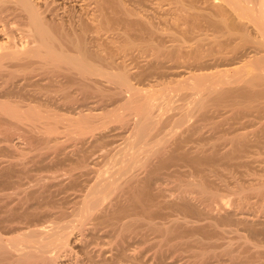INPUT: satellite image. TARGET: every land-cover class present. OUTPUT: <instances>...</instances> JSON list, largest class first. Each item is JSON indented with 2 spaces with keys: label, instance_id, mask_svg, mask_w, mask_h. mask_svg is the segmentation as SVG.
<instances>
[{
  "label": "bare ground",
  "instance_id": "1",
  "mask_svg": "<svg viewBox=\"0 0 264 264\" xmlns=\"http://www.w3.org/2000/svg\"><path fill=\"white\" fill-rule=\"evenodd\" d=\"M147 1L0 0V124L10 138L12 130L32 135L31 169L47 172L26 188L25 162L11 163L0 189L25 192L30 205L78 189L73 210L70 202L58 211L46 206L41 216L54 220L44 222L37 220L43 211L25 205L28 222L13 228L19 194L17 208H6L18 216L6 224L12 236L2 234L8 215L0 212V264H140V245L151 235L162 238L155 243L162 257L183 226L158 224L154 202L178 167L190 181L168 204L201 223V239L182 245L201 264H264V0H210L217 11L211 5L201 19L212 34L193 30L190 46L181 41L189 37L160 32L142 10ZM167 1L179 23L201 21L199 0L189 9V0ZM59 93L73 116L59 117ZM59 119L72 145H51Z\"/></svg>",
  "mask_w": 264,
  "mask_h": 264
},
{
  "label": "rangeland",
  "instance_id": "2",
  "mask_svg": "<svg viewBox=\"0 0 264 264\" xmlns=\"http://www.w3.org/2000/svg\"><path fill=\"white\" fill-rule=\"evenodd\" d=\"M183 1V0H182ZM190 2L189 3H187L186 2V0H184L183 2H186V5H187V8L189 7V5H190V3L192 2L191 0H189ZM202 1V2H201ZM207 1L208 0H206V1H203V0H199V2H198V4H197V1L196 2H194L195 4V6L196 5H199V6H196L197 8L195 9L196 11H199V13L198 12H196L197 14H199V17H197V18H199V19H201V17L203 16H201V14H204V18H207V16L209 17V14L210 13H212L211 11L213 10V9H215V10H213V11H217L216 9L217 8H215V6H214V4H212L213 2L214 3H216V1H218V0H214V1H212V3H211V1L210 2H208L207 3ZM149 2H150V4H149ZM155 2H157V3H155ZM160 2V3H159ZM201 2V3H200ZM221 3H224V2H222V1H220ZM218 3V2H217ZM146 4V5H145ZM185 4V3H184ZM200 4H202V6L200 5ZM151 5V6H150ZM167 5V6H166ZM170 5H172V6H169ZM205 5H206V7H205ZM209 5V6H208ZM211 5H213L212 7H213V9H212V7H211ZM216 5V4H215ZM223 5V4H222ZM155 6V8H153ZM163 6V7H162ZM156 7H157V10H156ZM199 7V8H198ZM206 9H204V8ZM209 7V8H208ZM146 10H145V9ZM150 8V9H149ZM153 8V9H152ZM172 10H171V9ZM175 8V9H174ZM200 8H202V9H200ZM144 9V10H143ZM189 9V8H188ZM209 9V10H208ZM212 9V10H211ZM142 10L144 11V13H146V12H148V14L147 15H149L150 17H152V19H153V21L155 22V24L157 23V28H159L160 29V32L162 31L163 32V34H165V35H171V34H173L175 37H176V35L175 34H178V36L177 37H180V38H182V36H185V37H189L190 38V40L192 41H188L189 40V38H188V40H187V38H185V37H183V38H185V39H180L183 43H185L186 42V44L187 45H185V46H190V45H194L195 44V41L197 40H195V38H194V36H192L193 35V30H195V32H194V35H196L195 33H198L197 35H205L206 36V34L208 35L209 34V36H210V34H212V29L208 26L209 24H208V22H207V19L206 20H203V19H201V21L200 20H198L196 17H195V19H197L198 21H196L195 20V22H199L200 23V25H199V23L197 24H195V22L193 23L194 25H196L195 26V28L194 27H192L193 26V24L192 23H185V24H187V25H185L182 21L179 23V21H178V16L179 15H181V14H179L178 15V10L176 9V5L173 3V2H168L167 0H149V1H147V2H145L144 3V7L142 8ZM195 10H193V11H195ZM203 11L202 13H200V11ZM211 10V11H210ZM191 12H193L192 10H190ZM153 12V13H152ZM177 12V13H176ZM191 12H189L188 13V15H190V13ZM209 12V13H208ZM213 13H215V12H213ZM152 14H153V16H157V18L156 17H153L152 16ZM159 14V15H158ZM206 14H207V16H206ZM174 15V16H173ZM186 15H187V13H186ZM185 15V18L188 16H186ZM212 15V14H211ZM170 17V18H169ZM189 17V16H188ZM163 18V19H162ZM203 18V17H202ZM156 19V20H155ZM180 19V18H179ZM184 19V18H183ZM168 20V21H167ZM194 20V19H193ZM177 21H178V23H179V25H181V26H179V25H177V26H174V25H176V24H178L177 23ZM205 21V22H204ZM164 22V23H163ZM169 24H168V23ZM173 23V24H172ZM203 23V24H202ZM206 25H205V24ZM158 24L160 25V27H158ZM183 24V25H182ZM192 24V26H190V25ZM208 24V25H207ZM172 26V27H171ZM178 26H179V28H178ZM208 26V27H207ZM191 27V28H190ZM173 28V29H172ZM176 28H178V29H176ZM158 29V30H159ZM183 29V30H182ZM191 29V30H190ZM206 29V30H205ZM182 30V31H181ZM186 30V31H185ZM203 30V31H202ZM209 30H210V32L211 33H208L209 32ZM184 31V32H183ZM193 31V32H192ZM161 32V33H162ZM192 32V33H191ZM203 32V33H202ZM180 33H182V35L180 34ZM200 33V34H199ZM192 34V35H191ZM179 35H181V36H179ZM196 35V36H197ZM201 35V36H202ZM167 36H165V39H166V37ZM191 37H192V39H191ZM168 38V37H167ZM170 38H168V40H169ZM184 40H187V41H184ZM180 41V42H181ZM164 42H166L165 43V45L167 44V46H171L172 44H173V42H171V40H170V42L168 43V41H166V40H164ZM171 44V45H170ZM175 44H178V42H176ZM76 87V86H75ZM61 95H63V94H61ZM60 95V93H59V97H60V101H59V110L57 111V112H59L58 114L60 115L59 117H61V118H63L64 117V119H65V117H71V116H73L72 115V110L70 109L71 108V106H69V102L67 101V104L65 105V100L64 99H62V97L64 96H61ZM76 95V94H75ZM75 97H77V99L78 100H83V97L80 95V94H78V95H76ZM64 98V97H63ZM64 100V101H63ZM77 100V101H78ZM76 101V102H77ZM64 104H63V103ZM75 102V104L77 105L78 104V106H81L82 104L81 103H83L84 105H87V103H85L84 102V100H83V102L81 101V103H80V101L79 102H77L76 103ZM86 102H88V101H86ZM90 102V101H89ZM62 103V104H61ZM74 104V103H73ZM73 104H71L72 105V107L74 108V106H73ZM80 104V105H79ZM179 104V103H178ZM64 105V106H63ZM76 105H75V107H76ZM68 107H70V108H68ZM69 109V111L68 110H66V109ZM72 108V109H73ZM83 110H85V109H87V107H83L82 108ZM71 110V111H70ZM71 113V115H69ZM64 115V116H63ZM68 115V116H67ZM63 116V117H62ZM63 119V120H64ZM61 120V121H60ZM62 119H59V130H58V133H52V135H51V133L49 134L50 135V137H49V139H50V141L53 139L54 140V142H52L51 141V145H55L57 142H64V144L65 145H72L73 144V139L72 138H70L71 136H70V134H67L68 132L65 130L66 129V127H67V125L66 124H64V123H67L66 121L64 122ZM43 126V125H42ZM43 127H45L46 128V126L44 125ZM41 128V129H45V128ZM61 128V129H60ZM7 131H9V134H10V130H9V128H7L6 126H3L2 124H0V167L2 168H0V173L2 172V170L3 169H5V168H3V167H8L11 163H12V165L13 164H16L17 162H19L17 165L18 166H21V164L22 165H24V162H25V173H26V175H24L23 174V176H21V174H19V173H17V174H14V175H12V176H14V181H16V180H18V178L21 176V180H22V184L27 188V186H30L32 183V185H34L35 184V182H36V178H38V177H40V176H44L47 172H40L39 171V173H38V170L37 169H35V171H33L34 170V168H37L36 167V164L33 162V160H35L36 158H35V151H33L32 150V148H30L29 147V145H32V141L34 140V138H32L31 136L32 135H29V134H26V133H24V132H22V131H19L20 132V134H19V132L18 131H11V133L12 132H14V134L17 132L18 134H16V135H14V134H12V135H10V136H12L11 138L9 137V134H8V132ZM63 131H64V133H63ZM21 132H22V134H21ZM7 133V134H6ZM2 134V135H1ZM25 134V135H24ZM19 135V136H18ZM22 137H21V136ZM53 136V137H52ZM68 136H70V137H68ZM26 137V138H25ZM29 137H30V139H29ZM52 137V138H51ZM8 138V139H7ZM12 138H14V139H12ZM70 138V139H69ZM7 139V140H6ZM16 139V140H15ZM24 139H25V141H24ZM26 139L28 140V143H30L29 145L27 144V142H26ZM33 139V140H32ZM69 139V140H68ZM30 140H32V141H30ZM68 140V141H67ZM67 141V142H66ZM11 142V143H10ZM18 142H20V143H18ZM26 142V143H25ZM60 142V143H61ZM71 142V143H70ZM9 144V145H8ZM21 144V145H20ZM23 144V145H22ZM57 144H59V143H57ZM14 146V147H16V148H14V147H11V146ZM25 147V148H24ZM3 148V149H2ZM6 150V151H5ZM23 151V152H22ZM12 153V154H11ZM19 153V154H18ZM28 155V156H27ZM34 158H33V157ZM22 157L24 158V160L22 159ZM31 157V158H30ZM9 159V160H8ZM15 159V160H14ZM4 160H6V161H4ZM8 160V161H7ZM23 160V161H22ZM28 160V161H27ZM32 160V161H31ZM14 161V162H13ZM29 163H27V162ZM30 161V162H29ZM22 162V163H21ZM5 163V164H4ZM6 163H8V164H6ZM34 163V164H33ZM15 166V165H14ZM18 166H16V170L18 171L19 169L21 170L22 168H20V167H18ZM31 166V167H30ZM21 167H23V166H21ZM33 170H32V169ZM179 169V170H178ZM15 170V171H16ZM37 170V171H36ZM175 170V171H174ZM178 170V171H177ZM29 171H32V172H29ZM181 173H180V172ZM186 171H188V170H186V168H184V169H180V167H178L177 169L175 168V169H173V172H174V174L172 173L169 177H170V179L169 178H166L162 183H161V186H162V184H163V186H162V188L164 189V192L163 193H160V195L158 194V191H156L157 192V194L159 195V196H157V194H156V196H157V199H156V197H155V199H156V201L154 202V203H156L157 205H160V206H157V207H159L158 209L157 208H155V211L159 214L158 215V218H160L161 217V221H160V219H158L157 220V223L158 224H161L162 222H163V224L166 226V227H171L172 226V224L174 223V220L175 221H177V220H179L180 222V225H181V227L182 228H180V235H181V237L180 238H178V239H173L172 240V242H174V243H172V242H170V244H169V248H168V246H164L165 248H164V250H165V253L163 254V256L162 257H159V256H157L158 254H156V252L157 251H159V249H160V247L158 246L159 244H158V242L160 241L161 242V240H162V238H160V237H156V236H153V235H151L150 237H148L147 238V240H145V241H143L142 242V244L140 245V249L141 250H143L141 253H142V258H141V263L140 264H201V261L198 259V258H194L193 256H192V254L190 253V250L188 249V247L187 246H185V245H187V241L189 242V241H191V240H199V239H201V236H199V235H201L200 234V228H201V223L199 222H194V221H192L191 222V219L189 220L188 219V221H187V219H183V215H185V214H183L182 215V213L180 214V212L179 211H177V210H175V209H173V208H171L170 206H169V204L171 203V202H173V200H175L176 198H177V196L179 195V190H180V187H179V185L182 183V184H186L185 183V181L187 182V181H190V177L188 176V174L186 173ZM18 172H20V171H18ZM185 172V173H184ZM30 173V174H29ZM175 173H178L177 174V176H175ZM40 174V175H39ZM181 174V175H180ZM35 175H36V177H35ZM173 175H174V177H173ZM180 175V176H179ZM18 176V177H17ZM38 176V177H37ZM172 176V177H171ZM17 177V178H16ZM25 177H27V178H25ZM33 178V179H32ZM27 179V180H26ZM189 179V180H188ZM24 180V181H23ZM31 180H32V182H31ZM176 180H177V182H176ZM179 180V181H178ZM183 180V182H181ZM27 181V182H26ZM35 181V182H34ZM27 183V184H26ZM30 184V185H29ZM181 184V185H182ZM31 185V186H32ZM165 185V186H164ZM167 185V186H166ZM180 185V186H181ZM23 186V187H24ZM1 188V187H0ZM167 188V189H166ZM177 188H179L178 189V191H177ZM2 189V188H1ZM0 189V192H1V194H4V193H10L11 192V190H13V188L12 189H3V190H6L7 192H5V191H2ZM23 189V188H22ZM22 189H20L21 191H23ZM25 189V188H24ZM15 190V189H14ZM12 191V192H14V194L17 192L18 193V196H17V193L15 194V196H17L16 198L14 197H9L7 194H4V199L7 201V199L9 200V198H10V201H9V204L4 200V199H2L3 201V205H1V209H0V212L2 213V215H3V218H4V216H10V214H11V212H12V214H11V216H13L14 217V215H15V208H13L12 210H14V213H13V211L11 210H7V209H9L10 208V206H11V208L14 206V205H16V203H18V197H19V194L20 193H22V192H18V190L15 192V191ZM19 190V191H20ZM54 190V192H55V189H53ZM52 190V191H53ZM78 190V189H77ZM77 190L75 191V190H73V192H72V190L71 191H69L68 192V195H69V193H70V195L68 196V195H65V194H67V192L66 193H60V194H57V193H59V192H55V193H53V195L51 196V198H53V199H51V198H49L50 199V201L51 202H53L54 203V201H59V202H57L55 205L56 206H53V203H49L47 200H48V198L46 199V202H47V204H45V200L43 201L44 202V204H42L43 202L41 201V203L40 204H42V205H40L38 202V204H36V201H35V203L33 202V199L31 200L32 202V204L31 205H33V207L32 208H29V206H31L30 205V203H29V201H30V199H28V198H26V196H28L27 194H26V196L24 195L25 194V192H23V194H22V196L24 195L25 196V198H24V196H23V198L22 199H27L26 200V202L28 201V203H29V205H27L26 204V202L24 201V200H22L20 197V201H22L23 202V207H24V209L22 208V206H21V204H22V202L20 203L19 202V205H17L18 206V209L17 210H19V209H21V213H20V210H19V212L16 210V213H18V216H20V217H18L17 215L14 217V218H12L11 216L10 217H8L7 216V220H5L6 221V223L4 224L5 226H6V224L7 225H9L10 226V222H12V221H14V219L16 218V217H18L17 219L19 220V221H17V219H15V223H18L19 222V224H17L18 226L16 227L15 226V223L14 222H12L13 224H11L12 226L11 227H15V228H18L19 226L20 227H23V225H25V223H27V222H25L26 221V217L27 216H25L26 215V209L27 208H25V205H26V207L28 206V208L29 209H31L30 211H31V214L32 213H34L35 211H37L38 213H40L39 211H43V208L45 209V211L47 210L46 208L48 207V206H50L51 207V210L53 211V210H55V211H58L57 209L60 207V208H65V205L67 204V203H71V206L69 205V204H67V206H66V208H71L72 206H73V204L74 203H72V201L73 202H75L74 200H76L74 197H75V195H74V193L75 192H77ZM168 190V191H167ZM57 191V190H56ZM64 191V190H63ZM79 191H80V188H79ZM174 191V192H173ZM176 191V192H175ZM2 192H4V193H2ZM12 192L9 194L10 196H14V194H12ZM60 192H62V191H60ZM72 192V193H71ZM155 192V193H156ZM165 193V194H164ZM0 194V196L2 197V195ZM12 194V195H11ZM164 194V195H163ZM173 194H175V195H173ZM6 195L8 196V197H6ZM55 195H56V197H55ZM20 196H21V194H20ZM21 196V197H22ZM67 196V197H66ZM163 196V197H162ZM62 197V198H61ZM64 197H66V198H64ZM11 198H12V200H11ZM56 198H58V199H56ZM59 198H61L62 199V201H61V199H59ZM162 198V199H161ZM0 199V200H1ZM65 199V200H64ZM67 199H69V200H67ZM170 199V200H169ZM178 199V198H177ZM15 200V201H14ZM71 200V201H70ZM159 200V201H158ZM61 201V202H60ZM170 201V202H169ZM64 202V203H63ZM168 202H169V204H168ZM175 202H176V200H175ZM177 202H178V200H177ZM5 203V204H4ZM10 203H13L12 205L10 204ZM49 203V204H48ZM159 203V204H158ZM161 203V204H160ZM174 203V202H173ZM0 204H2L1 203V201H0ZM9 205V207H5V206H7V205ZM58 204V205H57ZM60 204H62V205H60ZM34 205H36L37 207H39L38 205H40L41 207H40V209L39 210H37L36 208V206H34ZM45 205V206H44ZM21 206V207H20ZM47 206V207H46ZM53 206V207H52ZM62 206V207H61ZM4 207H5V209H4ZM14 207H16V206H14ZM49 207V208H50ZM56 207V208H55ZM7 208V209H6ZM10 208V209H11ZM17 208V207H16ZM35 208V209H34ZM48 208V210H50ZM55 208V209H54ZM63 208V209H64ZM162 208V209H161ZM28 209V210H29ZM33 209H34V211H33ZM5 210V211H4ZM25 211V212H23V214L25 213V215H23L22 214V211ZM47 210V211H48ZM69 210H73V208H71V209H69ZM169 210V211H168ZM4 211V212H3ZM8 211V214H3V213H6ZM33 211V212H32ZM45 211H43L42 213H40V216H41V214H43ZM70 212V211H69ZM0 213V214H1ZM19 213L22 215V218H23V220H21V215H19ZM28 213H29V211H28ZM28 213H27V215H28ZM36 213V212H35ZM2 215H0V217H2ZM161 215V216H160ZM167 215V216H166ZM187 215V214H186ZM44 216V215H43ZM160 216V217H159ZM179 216V217H178ZM24 217H25V219H24ZM42 217V216H41ZM38 218L37 220H42V221H44L45 219H46V221L47 220H49V221H52V220H54V217L52 218V217H50L49 216V218L47 219V218ZM177 217V218H176ZM1 219L0 218V228H2V229H0V233H2V232H4L5 230V232L4 233H2V234H4L5 236H10L11 234L12 235H14V234H16V232L13 234V232H11L10 233V229H11V227L9 228V226L7 227L6 226V229H4V231H3V228H4V226H3V223H2V220H4V219ZM11 218V219H10ZM20 218V219H19ZM51 218H52V220H51ZM182 218V219H181ZM188 218V217H187ZM10 220V221H9ZM12 220V221H11ZM25 220V221H24ZM40 220V221H41ZM171 220V221H170ZM183 220H186V221H184V223H183ZM8 221V222H7ZM21 221V222H20ZM24 221V222H23ZM45 222V221H44ZM160 222V223H159ZM173 222V223H172ZM171 223V224H170ZM182 223H183V225H182ZM23 224V225H22ZM167 224V225H166ZM187 224V225H186ZM191 224V225H190ZM22 225V226H21ZM196 225V226H195ZM3 226V227H2ZM13 227V228H14ZM7 228H9V229H7ZM8 230H10V231H8ZM18 232V231H17ZM182 232V233H181ZM193 232V233H192ZM7 233V234H6ZM8 233H10V234H8ZM184 233H186V234H184ZM192 233V234H191ZM193 234L195 235L194 237H193ZM11 235V236H12ZM156 237V238H155ZM182 237H184V238H182ZM191 237V238H190ZM158 241V242H157ZM159 242V243H160ZM177 242V243H176ZM178 242H180L179 244H178ZM182 242V243H181ZM155 243L156 244H158V245H155ZM185 244V245H182V244ZM153 245H155V246H153ZM175 245H177V246H175ZM153 246V247H152ZM151 247H152V249H151ZM175 247V248H174ZM163 248V247H162ZM150 249V251H148V250ZM167 249V250H166ZM172 249V250H171ZM176 249V250H175ZM145 250V251H144ZM147 252V253H146ZM186 252V253H185ZM147 255V256H146ZM166 256V257H165ZM145 257V258H144ZM157 258V259H156ZM159 258V259H158ZM153 259V260H152ZM161 259V260H160ZM195 259V260H194ZM199 260V261H198ZM150 261V262H149ZM152 261H153V263H152Z\"/></svg>",
  "mask_w": 264,
  "mask_h": 264
}]
</instances>
